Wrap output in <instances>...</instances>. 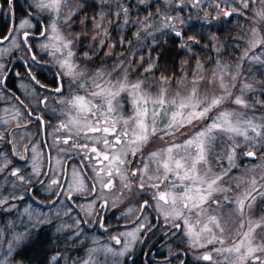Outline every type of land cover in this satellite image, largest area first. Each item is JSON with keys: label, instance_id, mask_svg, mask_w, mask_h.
I'll return each mask as SVG.
<instances>
[{"label": "snow or ice", "instance_id": "obj_1", "mask_svg": "<svg viewBox=\"0 0 264 264\" xmlns=\"http://www.w3.org/2000/svg\"><path fill=\"white\" fill-rule=\"evenodd\" d=\"M11 2L12 0H8L10 15ZM77 2L78 0H33L32 7L37 14L47 13L50 22L45 25L44 21L38 19L36 23L41 25V31L37 34L26 31L34 28L35 25L29 19H24L18 26L19 42L11 39L12 46L23 48L27 56L23 66L31 80L39 85L40 89H44L46 86L40 84L35 76L31 75L32 65L28 64V60L33 64L38 63L35 54L28 55L32 53L33 47L30 40L36 39L37 36L44 38L45 42L40 47L56 59L59 71L56 73L58 85L55 93L60 94L58 102L65 105V108L61 109V115L65 119L53 129V145L60 143L68 145L71 142L72 149H76V155L81 157L79 165L72 169L70 177L67 170L61 175L50 177V183H47L45 188V191L50 192L47 200L55 204L56 201H52V196L62 197L64 192H68V201L75 202L72 195L75 193L84 197L91 195L94 202L97 195H104V189L110 191L114 189L116 187L114 181L118 178V183L123 189L131 191L133 184L137 186V193H143L145 197L139 205V210L158 211L176 230L171 235H176L178 231L182 237L187 238L188 246L194 249L213 245L210 251L197 255L195 257L197 261L208 264H264V215L259 218L252 216V209L257 199L264 200V174L260 175L259 180L252 177L248 187L238 192L232 185L235 184L239 188L244 178L229 176L231 170L238 167L235 163L237 149L245 145L247 150L240 155L258 160L259 162L251 170L261 169L264 172V117L255 115L249 117L246 111L239 110L254 109L256 105L264 107V99H260V96L264 95V88H257L253 83L241 80L239 72L241 61L245 59L264 63L260 54L249 56L250 51L264 46V32L258 27L264 25V0H220V3L215 4L213 10L216 11V16L213 19L218 18L221 13L225 17L235 14L250 19L253 25L250 28L251 36L247 40L248 46L242 49L241 55L237 58L235 70L219 60L214 62L215 66L211 70H207L198 61L192 78L189 80L186 76L182 77L171 93L170 78L161 76L157 81L159 89L155 94L150 91L151 85L146 84L147 77L134 80L129 78L128 67L124 66L123 61L118 60L113 64V71L119 70L115 79L112 77V72L103 67L97 68L88 75L90 66L85 64L81 67L77 63L78 59L92 60L93 57L89 56L88 52L97 55L106 47L105 41L109 36L106 14L101 9L99 18L94 23V29L101 31L95 32L92 37L97 46L89 44L88 51L77 57L72 46L81 42L80 37L76 36L72 39L65 37L57 25L58 19H62L65 24L71 21L72 16L76 15ZM101 2L116 5L113 14L123 21L121 28L129 24V8L121 0H101ZM162 2L171 5L173 0H162ZM139 3H147V0H139ZM192 3L193 6H198L201 0H192ZM221 3L225 4L228 10L222 9ZM236 4L239 7L235 6ZM64 7H67L69 12L61 17L60 13ZM204 7L209 8L212 5L205 4ZM159 11L160 9L157 8V12ZM151 15L152 13H149V16ZM172 19L178 17H165L169 22L163 23L162 28L156 30L170 29L178 38V46L186 51H191L193 45L200 44L195 37H188L191 43L185 41L183 30L177 29L175 24L171 23ZM202 19L210 23L207 15ZM83 23L84 21H81V24ZM149 27L150 24L139 21L136 37H140V30L147 31ZM16 32L17 29L14 27L8 35L0 38V44L14 37ZM152 34V32L148 33V35ZM119 43L124 45L130 41L121 38ZM107 47L109 51L105 56H110L111 48L115 45L109 42ZM216 51L219 52L220 48L217 47ZM57 53L59 56L56 55ZM131 63L130 60L129 65ZM144 63L141 56L140 66L142 67ZM147 63L148 67L144 68V72L150 73L155 67V61L150 59ZM4 71V66L0 65V88L5 86L7 78ZM16 75L20 74L16 73ZM65 77L67 84L62 79ZM238 81L239 88H237ZM202 84L205 86V91H201ZM66 90L69 93L67 96L64 95ZM248 93H253L252 103L246 99ZM26 94L35 96L36 92L26 89ZM12 95L24 106V111L21 113L17 110L15 116L23 115L27 121L36 122L40 128L50 123L45 121L43 115H35L37 111H41L36 105H24L15 93ZM39 97L43 98H37V104L44 105L46 109L47 98L43 92L39 93ZM125 102L130 104L128 115L124 114ZM229 102L237 107H225ZM4 123L8 121L5 120ZM185 129L189 131H184ZM61 131L66 134L55 135ZM177 134L184 137L179 143L176 142ZM237 137H242V142H238ZM153 138L165 141V147L143 154V150ZM0 141H5L2 131H0ZM229 141L231 143H228ZM46 146L52 147V145ZM67 151L60 149V152ZM32 152L34 154L30 157L33 160L32 175L39 177L42 173L35 156L36 149L33 148ZM258 152L261 153L259 157ZM93 153L95 155H91ZM12 155H16V152L13 151ZM20 159H24L23 154H20ZM87 161H96V163H86ZM56 163L59 164L60 161L57 160ZM0 164L3 165L0 167V173H4L7 169L8 173L21 184H32V189H25L26 191L31 192L36 190V184L46 183L43 179L32 182L31 177L21 175L18 166L9 167L12 164L10 159H0ZM100 164L104 165L103 168L99 167ZM52 171L56 170L53 168ZM129 171L131 177H135L134 181L130 180ZM48 174V172L43 173V175ZM226 177L228 179H225ZM62 179H66L67 183H62ZM53 186L60 191H53ZM0 187L3 185L0 184ZM13 187L16 185L13 184ZM230 192L233 193L232 196L228 195ZM12 198L24 199L23 195ZM31 199L35 200V196H31ZM7 202V198L0 197V206ZM92 202L88 205L89 209L92 207ZM114 206L115 202H113ZM30 209L29 205L24 209L23 215L28 216L29 219L36 216L37 223L51 222L47 216L39 219L36 210ZM132 211L129 209V212ZM56 214L62 213L57 209ZM86 214L91 215V212L87 211ZM218 214L227 215L244 230L237 232L235 236L226 237V225L222 222L223 215ZM76 223L79 225L80 221ZM95 223L107 231L100 220H96ZM64 227L65 225H59L57 231L64 230ZM145 227L151 231V227L144 223L137 225L136 231H143ZM82 230L77 231L76 235ZM125 235L135 239L136 232H128ZM19 238L14 236L13 242ZM112 239L116 244L121 243L117 237ZM217 244L227 246L215 247ZM11 250L10 245L8 251ZM127 250V245L125 250L120 252H113L111 248H93L89 250V255L103 251L114 256H123Z\"/></svg>", "mask_w": 264, "mask_h": 264}, {"label": "rangeland", "instance_id": "obj_2", "mask_svg": "<svg viewBox=\"0 0 264 264\" xmlns=\"http://www.w3.org/2000/svg\"><path fill=\"white\" fill-rule=\"evenodd\" d=\"M178 1L180 0H173V3L171 5H166L160 0L158 3V0H147V3H139V0H121L122 3L125 4L129 8V24L124 25L122 28L120 25L123 24V21L120 19H117L115 15L113 14L114 9L116 8V5L113 3H102L101 0H78L76 4V15L72 16L71 21H69L68 24H65L62 19L57 20V25L61 31V33L69 38L72 39L76 36L80 37V43L73 44V49L76 52L77 57H80L82 53L85 51H88V45L92 44L94 47H96V42L92 39L93 35L97 31L94 29V23L95 20L99 18V13L101 9L106 14V24H107V30L109 33L108 39L105 41L106 47L101 49L100 52L97 55H93L91 51L88 52L89 56H92L93 59L90 61H85L83 59H78L77 63L80 64L81 67H84L85 64L89 65V72L88 75H91L92 72H94L97 68L103 67L107 71L112 72V77L115 79V77L119 74V70L113 71V64L116 61H123L124 66L128 67L129 73H130V79H146V84L151 85L150 91L155 94L159 89V84L157 81L160 80L161 77L154 74L157 73L159 66L155 63V67L152 69V72L145 73L144 68L148 67V61L151 59L155 61L156 56L151 54L150 49L155 43V36H157L160 32L163 30H167L168 33H171L172 31L170 29H163L160 31H157L156 29L162 28L163 23H168V20H165V17H178V19H172L171 23L175 24L177 29H182L184 27L189 28L192 30L190 34H185L184 40L188 41V37H200L202 35L201 32L198 30H203L206 34L208 32V28L213 26L212 28H231V30H235L233 34V38L222 42L220 41L215 35L210 34V37L214 38V46H212L211 54L210 56H206L204 58H200L197 56V58L194 60V66L188 68L187 60H183L182 62H179V67L182 69L180 72L171 73V76H167L170 78V93L173 92L177 87V81L180 80L182 77H187L189 80L192 78V74L194 72V69L197 65V62L199 61L201 64L204 65L205 69L211 70L215 66V61L219 60L224 64H227L231 66L233 70H235V66L237 63V58L241 55L242 49L247 48V40L250 38V28L243 26L239 23V20H243L244 17L242 16H235L233 18L229 17L228 23H223L226 21L224 19L223 14L221 13L220 16L216 19H213V17L216 16V11H214V7L216 3H220V0H201L207 1V4H211L212 7L205 8L204 7V13L198 14V10L200 5L193 6L192 0L184 1L182 4H179ZM152 2V6H149V3ZM223 4V3H221ZM90 5H94V9L89 12L90 14L86 13L85 11L88 9L86 7H90ZM86 6V7H83ZM145 6H149L147 11L148 13L139 14V12H143L145 9ZM235 6L239 7L238 4ZM152 7V8H150ZM150 8V9H149ZM157 8L160 9L159 12H157ZM221 8H227V6H222ZM111 9V10H110ZM83 10V11H82ZM210 11H214L213 13H209ZM69 12V9L67 7L62 8L60 16L63 17L66 13ZM149 13H152L151 16H149ZM41 14H47V13H41ZM92 14V15H91ZM205 15L209 16L208 20L210 23H206L203 21L202 17ZM141 17V18H139ZM193 19V20H192ZM195 19V20H194ZM81 21H84L83 24H81ZM139 21H145L147 24H150L151 27L147 29V31L140 30V37L137 38L135 33L139 29ZM189 21H196L199 25H186ZM227 22V21H226ZM261 28L262 32H264V25L258 26ZM198 28V29H197ZM244 30H236L241 29ZM246 30V31H245ZM149 32H152V35H148ZM87 33V35H85ZM99 37H97L98 39ZM123 38L125 41H130V43H125L124 45H121L119 43V40ZM111 43L115 45L114 48H111V55L105 56V53L109 51L107 45L108 43ZM191 43V41H188ZM205 43H207L205 41ZM226 44H232L233 46L239 45V47L236 46V51L234 55L230 53L229 50H227ZM12 45H6L4 48L0 47L2 50V54L5 57H1L2 60H0V65H3L5 68V64L7 61L8 56L10 55V49L12 48ZM217 47L220 48V51L217 52ZM3 49L5 51V54L3 53ZM145 51L142 53H138L141 51ZM190 52V51H188ZM223 52L229 54V58L225 59L220 54ZM135 54V55H133ZM260 54L261 59L264 60V50H262V47H258L252 51L249 52V56H254ZM50 57L51 62L57 65L55 57L52 55L47 54ZM59 56V53L56 54ZM141 56L144 59V64L141 67L140 66V58ZM132 61L131 65H129V61ZM58 66V65H57ZM140 69V70H139ZM59 71V66H58ZM239 72H242V75H240L241 80H247L250 83H253L257 88H264V65L262 63L257 61L250 62L249 60L245 59L241 61V66L239 68ZM159 73V72H158ZM66 78V77H65ZM67 79V78H66ZM237 88H239V81L237 82ZM205 86L201 85V91H205ZM83 94V91H81ZM235 92V90H234ZM2 92L0 90V96ZM65 96L68 95L66 92L64 94ZM60 96V95H59ZM58 96V97H59ZM58 97L56 99L57 104H61L58 102ZM252 97L253 93L247 94L246 99L249 101V103H252ZM1 99V97H0ZM11 101V104H8L6 106L0 107V131L4 133L5 141H0V153H2V156H0V159H11L9 156V151H14L13 147L18 151L21 152V149L23 148L26 137L33 132L34 128V137L31 139V143L28 145V147L25 149L23 153L24 159L21 161L12 162V164L9 165L11 167L12 165L18 166L20 169V174L24 175L25 177H31L32 182H35L39 179H42L44 177L43 173L45 171V156L43 152L42 143L40 141V133H39V126L37 123L34 124L32 127H28L27 129H22L20 131L15 130L13 131L12 128L10 132L8 133L7 137L5 133H7V128L9 126L15 128L17 127L14 123H20L21 121L26 122V118L23 115L15 116L17 110H20L18 106L12 102L10 98H2V100ZM260 99H264V95L260 96ZM27 101L31 105H36L35 100L33 99L32 95H29L27 97ZM225 107L228 108H235L237 106L232 105L230 102L225 105ZM264 109V107H261L260 105H256L254 108L255 111H253L252 115L256 116V109ZM65 108V105L61 104L58 107H50L45 109L46 112L50 113L52 120H54L53 125L50 126L47 131H45L46 134H48L46 140L47 145H52V147H48L51 151V164H50V170L48 174V179L44 181L46 182L44 185L40 186L38 189L40 192L44 193L43 199L39 196L35 195V191H26L25 189H30L32 186L31 183L29 184H21L19 180H17L15 177H12L8 170L5 169L4 173H0V184L3 185V187H0V197L7 198V203L3 206H0V264H32L30 261H21V259L15 257V253L18 250H21L23 246H30V242L33 240L34 234L39 230H43L42 232L48 233V236L51 235L52 229L55 231L57 230V227L59 225H65L64 230L55 232L57 235L53 239V245H54V253L50 256L48 259V264H125L124 258L126 256L127 251L125 252V255L123 256H114L112 253H106L103 251H98L95 253H92L91 256L89 255V250L93 248H111L106 242L102 240L100 236H92L88 233H82L80 231L79 235H76L77 231L82 229L79 225H77V220L74 218V216L71 214V208L67 204L66 199L64 198L65 193L62 197L56 202L55 205H52L50 208H44L40 205L43 202H49L47 200V197L50 195V192L45 191V188L47 186V183H50V177L55 175H61L63 173V164L66 159H68L72 153L77 152L76 149H72L71 142L66 145L65 148L63 143H60L59 145H53V129L58 127V125H55L56 122H60L65 119L63 115H61V109ZM10 110V112L8 111ZM130 110V104L125 102L124 105V114L128 115ZM240 111H246L247 115L249 117L251 114L250 109H239ZM21 111V110H20ZM22 113V111H21ZM15 117V118H14ZM260 117V116H257ZM7 120L8 123H4V121ZM13 124V125H12ZM24 127V126H23ZM184 131H189L188 129H185ZM66 133L64 131L55 133L57 136H64ZM251 135V133H249ZM12 137V138H10ZM242 138V137H237ZM236 138V139H237ZM184 137L177 134L176 142L179 143L181 140H183ZM6 141H11L8 145ZM159 139H153L149 143V148L153 149L156 147V144L159 143ZM165 143V141H164ZM36 149L35 156L37 158V163L40 166V171L42 173L41 176L36 177L32 175V166H33V160L30 158L34 154L32 152V149ZM60 149H67V152H60ZM152 151V150H151ZM9 156V157H8ZM78 156V155H76ZM236 156H238L236 154ZM59 160L60 163H56V161ZM258 162V161H256ZM105 163H107L105 161ZM227 162L225 161V164ZM3 165L0 164V167ZM78 164L75 161H71L69 163V166L67 167V173L68 176H71L72 169L74 167H77ZM249 165H246L242 169L238 167L233 168L232 170L236 169L237 173L234 175L229 173L230 177H243V171L250 172L249 178H244L245 183L240 184L241 187L235 191H241L248 187L249 181L252 177H256L257 179L260 177L261 174H264L261 169H255L254 171L251 170V168L248 167ZM55 169L56 171L53 172L52 169ZM231 170V171H232ZM87 171V169H86ZM101 175H104V173H101ZM225 179H228L226 177ZM118 180V178H117ZM64 183H67L66 179H62ZM61 181V182H62ZM87 183V181H86ZM13 184L16 185V187H13ZM236 186L235 184H233ZM56 186H53V191H55ZM110 191V190H109ZM34 193V194H33ZM30 194L32 196L37 197L39 200L43 201H32L31 198H29ZM23 195L24 199L21 200L19 198L13 199V196L19 197ZM230 196V193H228ZM55 197L52 196V199ZM97 199V198H96ZM95 199V201H96ZM261 200V199H260ZM94 201V202H95ZM259 202V198L257 199ZM256 201V203H257ZM263 201V200H262ZM92 202L90 200L89 202H81L80 204L85 205L86 208H88L89 203ZM92 202V205L93 203ZM256 203L252 209V216L254 218H259L261 215H264V211L258 208H256ZM260 203V202H259ZM39 204V205H38ZM31 206V209H35L36 213L39 216V219H43L45 216L49 217L51 219V222H44V223H37V217L34 216L32 219H29L28 216L23 215L24 209L26 207ZM30 209V210H31ZM57 209L60 210L62 213L61 215H57ZM73 210V209H72ZM67 213L66 215L63 213ZM221 215V214H220ZM72 219V221H75V226L68 224V220ZM226 225V232L225 236H235L237 232L243 231L244 229H240L239 225L232 220L228 221H222ZM35 225V226H34ZM38 231V233H39ZM259 231V229L257 230ZM31 235V236H30ZM19 236L20 238L13 242V237ZM30 236V237H29ZM128 240V238L125 239L124 243ZM11 245V252L8 251L9 246ZM215 247H222V245H215ZM208 249H212L213 245H207ZM113 252H120L124 251V249H116L111 248ZM191 255L192 251H191ZM55 258V259H53Z\"/></svg>", "mask_w": 264, "mask_h": 264}, {"label": "flooded vegetation", "instance_id": "obj_3", "mask_svg": "<svg viewBox=\"0 0 264 264\" xmlns=\"http://www.w3.org/2000/svg\"><path fill=\"white\" fill-rule=\"evenodd\" d=\"M32 3L33 0H12L10 15V5L8 0H0V38L8 35V33L14 27L17 29L15 36L5 40L2 44H0V47L4 48L6 45H12L11 39H16L17 42H19L20 30L18 26L19 23L24 19H29L30 22L35 25L34 28L26 29V31L35 32L37 34L41 31V25L36 23L38 19L44 21L45 25L50 22L48 19V14H37L36 10H34L32 7ZM29 13H31V16H29ZM44 42V38L39 36H37L36 39L30 40V43L33 47L32 53L28 55L35 54L38 63L33 64L31 60H28V64L32 65L31 75L35 76L36 80L46 87L44 89H40L39 85H36L28 75L26 68L23 66V61L27 59L23 48L12 47L9 50L10 55L7 58L4 68V75L7 78L5 80V86L0 88L2 92V96H0V107L11 104V101L8 99L5 101L2 100V98H10L12 102H14V104L18 106V108H20V110L23 112L24 106L14 99L12 94L15 93V95L24 102V105L31 106V104L27 101V97L29 95L26 94V89L34 90L36 92V95L33 96L36 104L37 98H43L39 97V93L43 92L44 96L47 98V108L58 107L61 105L57 104L56 101L60 94L55 93V88L58 85L56 76V73L58 72V66L51 62L50 57L47 55L48 51L41 49L40 45ZM0 53H2L1 49ZM3 53L5 54L4 49ZM1 57L3 58L5 56L0 54V60H2ZM16 73H19L20 75H16ZM62 79L64 80L65 84H67V79ZM66 92L68 93L67 90L65 93ZM37 107L41 109V111H37L35 115H43L45 121H50V124L53 125V117H51L50 113L45 111L44 105L37 104ZM8 111L10 112V110ZM21 122L25 123L24 121ZM27 123L29 122L27 121ZM59 123L60 122H56L55 125H59ZM14 124H19V122ZM39 132L40 138L42 139L41 131ZM5 134L7 136V133ZM162 147H165V143L163 140H160V142L156 144L155 148H145L143 150V154H147L148 152H151V150L155 151L156 149ZM72 154L76 155V152ZM91 155L95 154L93 153ZM138 155H140V153H138ZM75 157L81 161L80 156ZM86 163L94 164L96 161H87ZM103 166V164L99 165L100 168H103ZM127 167L130 168L131 165H127ZM128 175L130 180H135V177H131L130 171ZM62 183L64 182L62 181ZM87 183H91V181H87ZM114 183L116 184L114 189L111 191L104 189L103 196L97 195V199L93 203L91 209L86 208L83 204H80L83 201L89 202L92 200L91 195L87 197L79 196V198L73 197L75 202H70L67 199L69 193H65L64 198L71 208V214L77 221H80L79 229L81 226L83 229L81 231L82 233H88L92 236H100L102 240L106 242L111 248L125 250V246L127 245L128 250L124 258L125 264H169V262L170 264H208V262L197 261L195 257L203 252L210 251L211 249H194L189 247L186 242L187 238L182 237L178 231L176 235H171V233L176 230L170 226L169 222L164 220L163 216L160 215L158 211H154L152 209H146L144 211L139 210V205L145 197L143 193H137V186L135 184L132 185V190L128 191L119 185L118 180L114 181ZM40 186L42 185L36 184V190H33V192L35 191V195L39 196L40 198L42 197L43 199L44 193L40 192L38 189ZM30 189H32V186ZM54 190L60 191V189L57 187ZM97 191H100L99 185L97 186ZM31 196L32 195L30 194L29 198H31ZM55 197H57L56 202H58L61 196ZM35 198L38 199L37 197ZM113 202H115L114 207ZM55 204H51L50 207ZM129 209H132L133 211L129 212ZM87 211H90L91 215H87ZM96 220H100V222L104 224L107 231L96 224ZM228 220L231 219H229L227 215H223L222 221ZM141 223L150 226L151 231L148 230V227H145L143 231L137 232V225ZM68 224L74 227L75 221L69 219ZM128 232H136L135 239L125 235ZM56 235L57 234L55 233L54 236ZM113 237L119 238L121 243L116 244L115 240L112 239ZM126 238H128V240L124 243ZM224 246L227 245H223L222 247ZM191 251L193 255H191Z\"/></svg>", "mask_w": 264, "mask_h": 264}, {"label": "trees", "instance_id": "obj_4", "mask_svg": "<svg viewBox=\"0 0 264 264\" xmlns=\"http://www.w3.org/2000/svg\"><path fill=\"white\" fill-rule=\"evenodd\" d=\"M93 6L94 5H90L91 8L88 7V9L85 12L90 14L89 12L92 10V8L94 9ZM144 11L146 13V8L144 9ZM143 13H140V14L142 15ZM239 23L246 27L253 26L250 19L239 20ZM236 30H244V29L241 28V29H236ZM198 31L201 32L202 35L200 37H195V38L200 41V44L193 45L190 52L186 51L185 49H181L178 46V38L174 36L173 32H171L170 34L167 32V30H163L157 36H155V38L153 37V39H155V43L151 47L150 52L151 54L156 56L155 63L157 64V66H159L157 73L155 72V69H156L155 67L153 71L154 74L159 77L161 76L167 77V76H171L172 75L171 73L180 72L182 71V69L178 65H179V62H182L183 60L188 61V64H187L188 68L194 66L195 58H192L193 56L197 55L201 59L206 56H210L212 44H213V40L211 39L210 34L215 35V37L219 38L220 41L226 42L233 38V34L235 30H231V28L229 29V28L219 27L216 29L208 28V32L206 34L204 33L203 30H198ZM184 35L185 33H183V36ZM205 41L207 43H205ZM226 47H227V50H229L230 53L234 55L237 49L236 46H233L232 44H226ZM142 52H145V51L143 50L138 53L140 54ZM220 55L224 57L225 59L229 58L228 53L223 52ZM240 75L243 76L242 72H240ZM248 94H251V93H248ZM35 123L36 122L34 121L29 122V123H27L26 121L25 123L20 122L19 124H16L17 127L15 128L9 126L7 128V135L10 132L11 128L12 130L14 129L13 131L15 130L20 131L22 129L25 130L28 127L34 126ZM22 125H24V127ZM48 125L49 127L52 126L50 123H47L45 125L46 127L45 131H47V129L49 128ZM33 134H34V128H33V132H31V134L26 137L27 139H26V142L23 148L21 149V152H18L14 147L13 149L16 152V155H12L13 151H9V156L11 157L12 162L21 161L20 154H23V153L26 154V152L24 151L28 147V145L31 143L32 141L31 139H33L34 137ZM46 136H48V134H46ZM65 147L66 145L64 144L63 148ZM38 231L34 234L33 240L29 243L30 246L29 245L26 247L23 246L21 250L16 251L15 257L21 259V261H30L32 264H48V259L54 253V245L52 244L53 243L52 241L55 238V236H48L47 235L48 233H46L47 231L42 232L43 230H40L39 233Z\"/></svg>", "mask_w": 264, "mask_h": 264}, {"label": "water", "instance_id": "obj_5", "mask_svg": "<svg viewBox=\"0 0 264 264\" xmlns=\"http://www.w3.org/2000/svg\"><path fill=\"white\" fill-rule=\"evenodd\" d=\"M41 130H42V132H43V128H41ZM43 136H44V134H43ZM47 159H48V163H49V156H48V155H47ZM67 162H68V161H66L65 166H67ZM65 166H64V168H65ZM47 171H48V166H47ZM47 171H46V172H47ZM45 177H46V175H45ZM41 204H42V205H47V206H48V205H50L51 203H41Z\"/></svg>", "mask_w": 264, "mask_h": 264}, {"label": "bare ground", "instance_id": "obj_6", "mask_svg": "<svg viewBox=\"0 0 264 264\" xmlns=\"http://www.w3.org/2000/svg\"><path fill=\"white\" fill-rule=\"evenodd\" d=\"M44 208H50V205H43Z\"/></svg>", "mask_w": 264, "mask_h": 264}]
</instances>
